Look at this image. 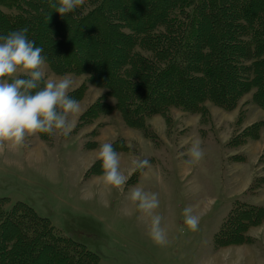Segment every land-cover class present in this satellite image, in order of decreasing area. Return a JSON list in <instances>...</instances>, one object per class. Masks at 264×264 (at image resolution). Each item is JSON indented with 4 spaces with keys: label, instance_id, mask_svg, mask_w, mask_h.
Wrapping results in <instances>:
<instances>
[{
    "label": "rangeland",
    "instance_id": "rangeland-1",
    "mask_svg": "<svg viewBox=\"0 0 264 264\" xmlns=\"http://www.w3.org/2000/svg\"><path fill=\"white\" fill-rule=\"evenodd\" d=\"M8 39H0V53L14 43ZM33 66L56 94L60 115L43 125L37 106L9 82L23 67L11 64L9 76L0 75V196L7 207L26 202L97 253L100 264H264V220L249 226L247 241L216 247L214 240L233 193L264 205V123L243 143L246 129L264 120L252 90L233 109L208 103L206 119L179 108L168 119L155 114L145 133L116 109L77 125L106 88L85 72L55 71L44 58H33ZM112 141L126 146L98 162Z\"/></svg>",
    "mask_w": 264,
    "mask_h": 264
},
{
    "label": "trees",
    "instance_id": "trees-1",
    "mask_svg": "<svg viewBox=\"0 0 264 264\" xmlns=\"http://www.w3.org/2000/svg\"><path fill=\"white\" fill-rule=\"evenodd\" d=\"M0 2L19 9L0 10V39L14 41L0 53V75L9 76L11 64L25 69L7 79L37 106L43 125L60 115L58 99L31 69L33 58L46 59L55 71L85 72L92 84L106 88L77 125L116 109L127 125L146 133L155 114L168 119L170 110L179 108L206 119L208 103L233 109L251 90L252 101L264 109V0ZM84 87L68 97L74 92L77 98ZM263 123L248 127L243 143ZM125 146L112 141L98 162ZM7 199L0 196V264H100L97 253L61 234L32 206L19 200L7 207ZM16 214L20 220L11 217ZM263 220L264 205L235 199L214 235L216 247L247 241L249 226Z\"/></svg>",
    "mask_w": 264,
    "mask_h": 264
},
{
    "label": "crops",
    "instance_id": "crops-1",
    "mask_svg": "<svg viewBox=\"0 0 264 264\" xmlns=\"http://www.w3.org/2000/svg\"><path fill=\"white\" fill-rule=\"evenodd\" d=\"M152 117H153V116H152ZM152 117H151V118H152ZM43 142L45 143V140H44ZM252 182H253V181H252ZM248 187H249V186H248ZM248 187H247V188H248ZM247 188H246V190H247ZM233 194H234V196H235V197H234V200H235V199H237V196H236V195L241 194V192H236V193H233ZM249 201H250V200H249ZM241 246H244V245H241ZM247 249H248V248H247ZM248 260H249V258L247 259V261H248ZM262 262L264 263V260H262Z\"/></svg>",
    "mask_w": 264,
    "mask_h": 264
}]
</instances>
